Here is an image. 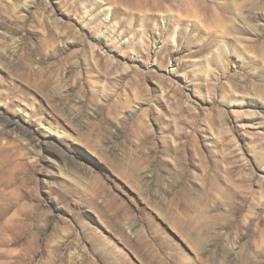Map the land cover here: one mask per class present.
<instances>
[{"label": "rangeland", "instance_id": "1", "mask_svg": "<svg viewBox=\"0 0 264 264\" xmlns=\"http://www.w3.org/2000/svg\"><path fill=\"white\" fill-rule=\"evenodd\" d=\"M1 253L264 264V0H0Z\"/></svg>", "mask_w": 264, "mask_h": 264}, {"label": "bare ground", "instance_id": "2", "mask_svg": "<svg viewBox=\"0 0 264 264\" xmlns=\"http://www.w3.org/2000/svg\"><path fill=\"white\" fill-rule=\"evenodd\" d=\"M0 260L2 264H4V260H5V255L3 253L0 254Z\"/></svg>", "mask_w": 264, "mask_h": 264}]
</instances>
